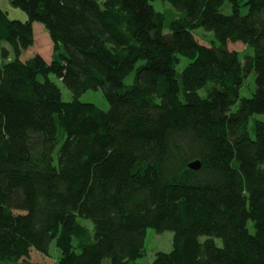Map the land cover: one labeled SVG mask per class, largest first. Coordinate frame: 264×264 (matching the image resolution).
Instances as JSON below:
<instances>
[{
  "label": "trees",
  "instance_id": "16d2710c",
  "mask_svg": "<svg viewBox=\"0 0 264 264\" xmlns=\"http://www.w3.org/2000/svg\"><path fill=\"white\" fill-rule=\"evenodd\" d=\"M9 1L28 18L0 4V264H136L148 229L174 233L152 264H264V0ZM35 23L51 62L21 60Z\"/></svg>",
  "mask_w": 264,
  "mask_h": 264
},
{
  "label": "rangeland",
  "instance_id": "374dc122",
  "mask_svg": "<svg viewBox=\"0 0 264 264\" xmlns=\"http://www.w3.org/2000/svg\"><path fill=\"white\" fill-rule=\"evenodd\" d=\"M100 3H102L104 0H99ZM0 4L2 8L8 12V15L10 19H17L26 21L27 20V14L20 8L14 7L9 0H0ZM152 5L156 8L157 11L164 12L171 8V4L169 2H164L162 0H157L152 2ZM222 12L225 14H231L232 12V6L230 2H226L222 7ZM243 14L247 13V9L243 8L242 11ZM195 36L197 37V40L199 43L203 45H211L213 43L218 44V40L213 32L206 31L203 28H200L194 32ZM34 35H35V41L34 45L26 50L22 57V61H27L28 59L34 57L35 55L42 56L47 62H51L54 54V45L51 41V38L44 28L42 24L35 23L34 24ZM228 47L232 51H238L242 55L251 53L254 54V50L247 49V47L241 43H232L230 42L228 44ZM55 55V57H57ZM14 56L11 54L10 60L13 59ZM189 63V60L181 57V63L178 66V71L181 72ZM51 79L59 86L62 92V99L64 102H71L73 101V95L71 91L64 85L61 79L57 78L56 76L52 75ZM135 81V72L132 73L130 76L127 77L125 83L126 85H132ZM256 89V83H255V74L252 73L248 76V78L244 81V84L241 88V97H251ZM79 100L83 103H93L96 104L100 109L102 110H109L110 105L107 101L106 97L104 96L102 90H90L84 93ZM256 117L264 119V115H256ZM253 125V119L250 121V128ZM253 134V133H252ZM55 157L57 154L55 153ZM79 222L83 225L88 227L91 231H93L94 226L93 223L90 220L86 219H79ZM251 226V224H250ZM218 243L221 245V241L218 240ZM174 233L171 231H166L164 233H158L154 229H148L146 239H145V249H146V256L139 259L136 264H152L153 261L156 258V254L158 252H171L174 247ZM32 254L38 255L41 259L45 260L47 262L48 259H53L54 261H57L61 257V251L56 245V240L52 241L49 249V256H43L39 254L38 252H33ZM34 261H38L37 258L34 259Z\"/></svg>",
  "mask_w": 264,
  "mask_h": 264
},
{
  "label": "water",
  "instance_id": "95a60500",
  "mask_svg": "<svg viewBox=\"0 0 264 264\" xmlns=\"http://www.w3.org/2000/svg\"><path fill=\"white\" fill-rule=\"evenodd\" d=\"M190 168L194 169V170H199L201 169V163L200 162H193L192 164H190Z\"/></svg>",
  "mask_w": 264,
  "mask_h": 264
}]
</instances>
